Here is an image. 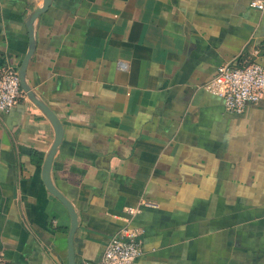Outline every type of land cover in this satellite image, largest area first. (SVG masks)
I'll list each match as a JSON object with an SVG mask.
<instances>
[{
  "label": "crops",
  "instance_id": "obj_1",
  "mask_svg": "<svg viewBox=\"0 0 264 264\" xmlns=\"http://www.w3.org/2000/svg\"><path fill=\"white\" fill-rule=\"evenodd\" d=\"M250 1L50 0L33 23L25 83L63 129L50 178L77 215V264L124 227L142 242L131 264H264V96L232 114L203 88L255 49L264 68ZM42 5L0 0V68L18 70ZM53 139L24 92L0 113L5 264H67L70 218L41 178Z\"/></svg>",
  "mask_w": 264,
  "mask_h": 264
},
{
  "label": "built area",
  "instance_id": "obj_2",
  "mask_svg": "<svg viewBox=\"0 0 264 264\" xmlns=\"http://www.w3.org/2000/svg\"><path fill=\"white\" fill-rule=\"evenodd\" d=\"M250 7L264 12V0H251ZM259 51L242 64L225 63L218 67L216 75L204 86V90L220 97L224 108L232 114L242 113L246 106L256 104L264 96V68L256 62ZM23 92L17 68L4 65L0 68V113L7 114L17 104ZM147 204L148 203H143ZM139 208L128 209L130 215L139 213ZM143 254L139 234L124 227L106 243L99 262L79 264H131ZM0 264H5L0 253Z\"/></svg>",
  "mask_w": 264,
  "mask_h": 264
},
{
  "label": "water",
  "instance_id": "obj_3",
  "mask_svg": "<svg viewBox=\"0 0 264 264\" xmlns=\"http://www.w3.org/2000/svg\"><path fill=\"white\" fill-rule=\"evenodd\" d=\"M49 5H50V0H43V5L33 10L27 18L26 28L29 38V49L17 70V75L19 78V83L22 91L26 94L27 98L45 115V117L49 120L54 131L53 143L49 151L47 152V155L45 156L42 164L41 178L47 191L64 206V208L66 209L69 215L70 228L67 237V264H77L75 261L74 250H73V239L78 226L77 215L75 213L73 205L64 197L63 194H61L54 187L50 178V171H51L53 158L57 151V147L59 146L60 141L62 139L63 129L61 127V124L57 116L53 113V111L49 107H47L44 103L37 100L35 94L30 90V88L25 83V73H26L27 64L35 48L33 23L40 15H42L45 11H47Z\"/></svg>",
  "mask_w": 264,
  "mask_h": 264
}]
</instances>
